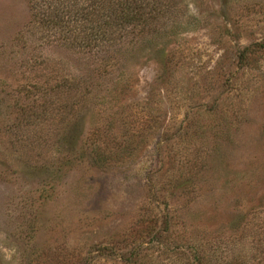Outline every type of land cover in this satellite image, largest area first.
I'll list each match as a JSON object with an SVG mask.
<instances>
[{
	"label": "rangeland",
	"instance_id": "374dc122",
	"mask_svg": "<svg viewBox=\"0 0 264 264\" xmlns=\"http://www.w3.org/2000/svg\"><path fill=\"white\" fill-rule=\"evenodd\" d=\"M175 1L152 48L117 71L134 79L116 106L129 146L104 164L97 108L61 109L72 120L59 145L44 112L48 78L91 63L47 44L26 0H0V264H184L194 242L264 264V52L237 65L264 41V0Z\"/></svg>",
	"mask_w": 264,
	"mask_h": 264
},
{
	"label": "trees",
	"instance_id": "16d2710c",
	"mask_svg": "<svg viewBox=\"0 0 264 264\" xmlns=\"http://www.w3.org/2000/svg\"><path fill=\"white\" fill-rule=\"evenodd\" d=\"M26 1L32 12L33 29L42 33V38L47 44L82 53L92 65L90 72L86 71L85 74L76 76L73 81L63 77L59 84H53L51 77L48 78L44 112L55 121L52 122L55 124V144H60V137L65 134L72 120H68V116L61 117L60 110L66 108L74 110L79 104L85 103L90 109L98 110L95 114L96 122L90 127L89 137L94 140L92 146L102 156L101 161L105 164L108 154V164L121 162L129 144L127 138H124L125 135H120L117 131L116 124L122 120L123 114L120 109H116V106L124 104V99H120L118 95L129 92L134 79L130 75L127 79L118 77L117 71L125 65L126 54H129L131 49L138 45L152 48L153 40L158 38L160 33L159 28L172 23L178 2L176 3L175 0H172V3L170 0ZM255 52H264V41L256 42L240 51L237 65H245L250 55ZM170 62V59L160 61V69L164 72L158 74L157 84L165 85L171 82V75L167 73ZM133 119L135 122L142 121L138 115ZM59 124L61 129L58 128ZM165 222L168 226L169 216H166ZM165 229H161L162 233ZM192 244L195 245V242L190 243L187 249L179 251L176 256L177 261L184 264H245L235 253L228 258L221 255L217 249L199 250L194 249ZM202 246L203 244H199V247ZM190 249H194L192 254H188Z\"/></svg>",
	"mask_w": 264,
	"mask_h": 264
}]
</instances>
